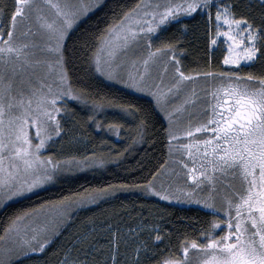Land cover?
<instances>
[{
    "label": "snow or ice",
    "instance_id": "6c2138e0",
    "mask_svg": "<svg viewBox=\"0 0 264 264\" xmlns=\"http://www.w3.org/2000/svg\"><path fill=\"white\" fill-rule=\"evenodd\" d=\"M98 6L83 0H14L7 22L0 20V206L81 167L75 158L62 162L42 150L63 133L61 119L70 112L69 101L93 112L104 106L105 97L91 98L87 88L73 85L66 55L72 30ZM213 9L216 38L211 44L223 37V64L234 67L186 74L178 58L183 54L179 37L161 36L182 17L206 15L212 21ZM154 40H160L158 46ZM258 61L264 73V0H137L105 27L91 48L88 70L152 97L153 108L169 122V153H179L177 162L185 170V184L174 191L163 185L157 190L151 180L145 190L165 201L202 206L213 218L195 238L180 242L179 255L142 243L131 261L121 260L120 245L127 240L108 225L107 255L96 247L92 229L69 241L58 264H264V74L242 71ZM170 65L172 83L162 88ZM198 78L211 82L203 95L192 87L169 109L170 100ZM119 107L129 115L139 112L131 104ZM150 116L145 111L139 119L133 143L144 140ZM182 117L186 126L179 128ZM88 119L102 127L94 115ZM108 127L119 135V125ZM83 164L102 167L104 160ZM115 192L107 185L76 199L64 197L54 216L39 226L25 223L29 212L16 215L0 235V264H23L43 254L77 208ZM153 230L154 240L163 242L159 225Z\"/></svg>",
    "mask_w": 264,
    "mask_h": 264
},
{
    "label": "trees",
    "instance_id": "16d2710c",
    "mask_svg": "<svg viewBox=\"0 0 264 264\" xmlns=\"http://www.w3.org/2000/svg\"><path fill=\"white\" fill-rule=\"evenodd\" d=\"M136 2L137 0H105L71 33L67 41L70 55H66L73 85L87 88L91 98L97 95L105 97L104 106L93 112L88 106L68 103L70 112L62 118L63 133L49 146L46 156L62 162L69 158L81 162L102 158L104 165H92L90 171L61 176L49 188L0 210V235L18 214L56 209L64 197L76 199L107 185L114 186L116 192L98 204L77 208L71 221L63 227L62 235L43 254L33 256L23 261V264H58L63 259L69 241L76 234L92 229H95L96 247L103 248L102 254L107 255L108 239L111 237L108 225L112 226L113 231L118 230L123 240H127L126 245H120L123 253L121 260L127 258L131 261L133 250L144 241L151 250L165 254L171 251L172 254L179 255L180 242L185 237L195 238L207 221L213 218L202 210L159 203L143 193L147 181H153L168 161L165 132L167 125L158 110L153 108L152 101L111 85L88 70V57L96 37L107 25L115 22L122 10H127ZM12 10L14 0H0V18L4 22H7ZM193 17L170 26L169 31L163 33L161 38L179 37L183 54L178 58L186 74L209 70L228 71L223 65L225 49L220 46L211 50L214 18L209 21L206 15L195 14ZM185 25L186 32L182 31ZM159 43L160 40H155L156 46ZM261 67L258 61L252 67H243L242 71L264 74ZM129 104L134 109H139L137 115H129L120 110V105ZM145 111L151 113L147 132L142 142L133 143V129ZM90 115L95 116L96 122L102 125L101 128H97L96 123L88 119ZM111 124L120 126L119 135L109 131L108 126ZM156 225H159L163 242L154 240L157 232L153 229ZM134 231L138 236L133 242L128 238ZM141 259L143 261L144 258Z\"/></svg>",
    "mask_w": 264,
    "mask_h": 264
},
{
    "label": "rangeland",
    "instance_id": "374dc122",
    "mask_svg": "<svg viewBox=\"0 0 264 264\" xmlns=\"http://www.w3.org/2000/svg\"><path fill=\"white\" fill-rule=\"evenodd\" d=\"M105 0H83V2L85 3H89V4H94V3H98L99 6L98 7H94L93 10L89 11L88 14L84 17H82V19L80 20L79 24L72 30V32L88 17L90 16L94 11H96L104 2ZM75 2H80V0H75ZM213 12V18H214V25H213V30H212V35H211V40L213 38H216L215 37V9L212 10ZM195 14H193L194 16ZM186 18H191V17H182V19H186ZM0 20H2L0 18ZM71 32V33H72ZM211 43V41H210ZM154 44H155V40H154ZM220 46H222L225 51H226V44L224 43V38L223 37H220L218 39V43L216 45H212L211 44V50H215L217 48H219ZM227 54V52H226ZM224 65V64H223ZM224 67L226 69L229 70V68L231 67H234V66H227V65H224ZM243 67H247V66H243ZM156 71H162V69H157ZM154 75H155V71H154ZM172 67L171 65L169 66V70L167 73H164L163 74V83L161 85V87H165V86H170L171 83H172ZM103 78V77H101ZM103 80H105L107 83L111 84V85H114V86H117V87H120L134 95H137V96H140V97H143V98H146L150 101L153 102V99L150 95L146 94V93H139V92H136L132 89H129V88H126L124 87L122 84L120 83H114V82H111V81H108L106 79L103 78ZM210 81L206 82L203 78H198L195 80L194 84H187L186 83V87H185V90L183 92L180 93L179 96H177L175 99H171L170 100V104L168 105L169 109H171L172 107L178 105L180 103V101L183 99V97L188 93V91L192 88V87H195L196 91H197V94L198 95H203V92L202 90L205 89L206 87H208L210 85ZM75 101H69V103H73ZM199 104H197V108H199ZM98 111V110H97ZM158 112L160 113V115L163 117L167 127H168V120L166 119V116H165V113L161 112L158 110ZM64 115L63 114V117L64 118ZM186 115V114H185ZM63 122V119H61V123ZM179 128H183L186 126V119L185 118H181L178 122V125H177ZM58 138L60 137H54V141H56ZM49 142V144L46 146V149L45 150H42V154L44 156H46V153L48 151V148L49 146L54 142ZM178 156H179V153H176V152H173V153H169V150H168V161L166 163V165L164 166L162 172L152 181V184L153 186L157 189V190H160L161 188V185H163L165 188H168L169 191H174L175 188L177 186H183L185 184V181H186V177L184 175V171L185 170H182L181 166L178 164L177 160H178ZM81 162V161H80ZM92 165H84L83 164V161L81 162V167L77 168V167H72L70 170L66 171V172H63L61 173V176H73L75 175L76 173H82V172H87V171H90L93 167H91ZM54 183V182H53ZM53 183H49V184H46L44 187L42 188H39L37 190H35V192L33 193H29L27 194L26 196L24 197H18V198H15L11 201H8L6 204H4L3 206H0V210H3L5 207H7L8 205L10 204H13V203H16L20 200H23L25 198H28L32 195H36L38 194L39 192L49 188ZM188 184H191V181H187ZM143 193L148 196L149 198H152L154 200H156L157 202L159 203H162V204H168V205H173V206H177V207H180V208H186V209H190V208H193V209H198V210H202V211H205L207 212V210L203 209L202 206H199V205H196V204H187V203H183V202H177L176 200H170V201H165V200H162L160 199L158 196H155V195H152L150 194L149 192H147L144 188L143 190ZM55 211L56 209L54 208H50L49 209H45V210H41L37 213H32L30 215V219L28 221H26L25 223H30V224H33L34 226H39L40 224H43L45 223L48 219H50L52 216H54L55 214ZM208 213V212H207ZM150 231V230H149ZM151 232V231H150ZM137 232L134 231V233H132V235L128 238L129 240H132L134 242V240L137 238ZM104 236V235H103ZM129 236V235H128ZM151 236V234H150ZM149 237V236H148ZM151 238V237H149ZM102 239V238H100ZM101 241V240H100ZM157 242V241H156ZM143 244H147L145 241L142 242ZM141 243V244H142Z\"/></svg>",
    "mask_w": 264,
    "mask_h": 264
}]
</instances>
